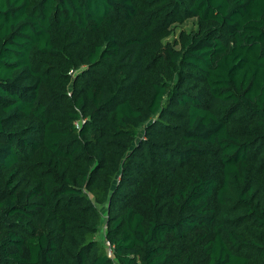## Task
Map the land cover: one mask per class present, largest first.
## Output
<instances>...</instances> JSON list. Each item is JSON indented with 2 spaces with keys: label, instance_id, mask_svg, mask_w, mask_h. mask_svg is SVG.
I'll return each instance as SVG.
<instances>
[{
  "label": "trees",
  "instance_id": "1",
  "mask_svg": "<svg viewBox=\"0 0 264 264\" xmlns=\"http://www.w3.org/2000/svg\"><path fill=\"white\" fill-rule=\"evenodd\" d=\"M0 264H264V0H0Z\"/></svg>",
  "mask_w": 264,
  "mask_h": 264
},
{
  "label": "rangeland",
  "instance_id": "2",
  "mask_svg": "<svg viewBox=\"0 0 264 264\" xmlns=\"http://www.w3.org/2000/svg\"><path fill=\"white\" fill-rule=\"evenodd\" d=\"M190 21H192V20H190ZM189 21V22H190ZM191 23V22H190ZM187 24V23H186ZM186 24H184V25H182L181 27H184V26H186ZM105 219L104 220H102V223H101V225H100V230H99V232H98V234H97V237H98V239H100V240H102V241H104L103 239H104V230H105ZM104 243H106L105 241H104Z\"/></svg>",
  "mask_w": 264,
  "mask_h": 264
}]
</instances>
